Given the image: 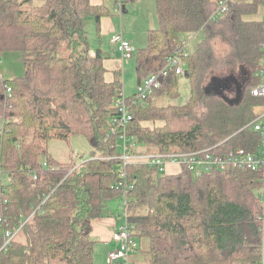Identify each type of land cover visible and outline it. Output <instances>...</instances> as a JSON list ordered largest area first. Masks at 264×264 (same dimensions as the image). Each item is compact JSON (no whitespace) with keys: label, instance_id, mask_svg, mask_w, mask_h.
<instances>
[{"label":"trees","instance_id":"trees-1","mask_svg":"<svg viewBox=\"0 0 264 264\" xmlns=\"http://www.w3.org/2000/svg\"><path fill=\"white\" fill-rule=\"evenodd\" d=\"M129 1L114 0L113 7ZM218 1L154 0L158 24L136 50L137 83L164 66L185 34L202 32L182 56L189 95L173 104L181 77L161 76L145 100L125 95L132 119L110 133L123 94L121 70L106 79L108 55L92 52L86 24L99 36L101 18L112 9L90 0H0V55L19 52L24 68L14 79L0 77V247L5 232L20 227L0 251V264H95L92 222L112 197L126 199L127 224L148 239L146 264H259L262 166L195 176L186 168L160 174L131 163L119 176L122 132L136 152L242 148L262 157L253 124L264 97L251 90L264 82L256 74L263 62L264 19L256 17L263 0H230L213 18ZM215 77L229 79L215 91ZM238 86L239 99L229 101ZM74 134L90 142L88 159L66 164L49 154V140ZM121 180L133 187L116 188Z\"/></svg>","mask_w":264,"mask_h":264},{"label":"built area","instance_id":"built-area-1","mask_svg":"<svg viewBox=\"0 0 264 264\" xmlns=\"http://www.w3.org/2000/svg\"><path fill=\"white\" fill-rule=\"evenodd\" d=\"M229 1L230 0H219L216 8L211 14V17L216 18L223 14L228 8ZM262 6L264 19V0ZM111 41L116 45L121 59H130L133 56L134 47L132 43L123 36L122 32L113 33ZM184 47H187V40H183L182 44L168 56L164 66L157 73L151 74L138 83L135 91L136 98L145 100L147 96L160 86L161 76H166L170 72H174L181 78L184 76L182 59V56L186 54ZM262 52V66L256 74L257 76L264 78V41L262 43ZM2 58L3 54L0 55V62L2 61ZM8 91L9 88L7 89V92ZM251 92L254 96L264 97V82L252 88ZM124 99L125 95L122 94V96H120L116 101L118 115L112 121L110 133L117 131L118 127H122L124 129L132 119V115ZM253 127L255 130L260 131L264 147V110L254 120ZM119 139L120 153L117 155V158L121 161L119 176L122 178L126 176L125 165L131 163L145 164L156 168L160 174H176L180 172L182 168H186L195 176H199L204 172H210L213 170L220 172H227L231 169L255 171L259 166H262L264 169V150L262 152V157H257L242 148H238L224 154H216L214 150H212V147L190 151L136 152V144L131 137L127 136L125 132H122L119 135ZM80 162H77L76 165ZM43 164L46 165L45 162H43ZM170 165L175 166V169H171ZM75 166L69 169L68 175L72 174ZM32 177L36 178L35 175ZM132 187V184H127L124 180L118 182L116 186V188L124 190ZM261 198L262 212L259 216L261 221V256L259 264H264V182L261 189ZM125 201L126 199L124 198L121 200L119 205L123 223L116 230L112 231L111 239L117 244V246L108 251L106 256L107 264L119 263V260L125 259L129 253L135 252L138 248L134 230H132V228L127 224V212L123 207V203H125ZM19 230L20 227L5 232L4 241L0 247V251L7 247L8 244L19 235Z\"/></svg>","mask_w":264,"mask_h":264},{"label":"rangeland","instance_id":"rangeland-1","mask_svg":"<svg viewBox=\"0 0 264 264\" xmlns=\"http://www.w3.org/2000/svg\"><path fill=\"white\" fill-rule=\"evenodd\" d=\"M126 13H121L117 10L118 13L116 15L118 16H126L125 19L122 21V28L123 31L126 32L128 29H132L136 32V37L132 40V45L134 47V53L133 56L130 59H120V53L119 56L117 53L113 54V47L109 43V41L105 40L104 38V46L107 47V52H110V57L112 61L111 68L113 64L115 63L117 66L120 65L121 69V81H122V92L124 95H131L135 93L136 88L138 86L136 73H135V57H136V50L137 48L142 47V44L145 42L144 37L142 39V27H148L146 26V23H153L155 27H157V20L155 17V10H154V0H135V1H129L126 3ZM257 18L263 17V8L262 10L257 14ZM86 31H87V37L90 44V48L96 49L99 47V42L97 38V33L95 31V27L92 25V23L86 24ZM202 32H198L196 34H185L182 39L187 40V48L188 50H192L196 43L201 39ZM145 45V44H143ZM100 48V47H99ZM4 63L1 65V69L3 73L5 74V77L8 79H14L16 77H19L23 74L24 68H23V62L20 57V55L15 54L14 52H6L4 55ZM116 57H120L118 60L115 59ZM1 64V63H0ZM110 67V66H109ZM108 78H110V74L108 73L106 75ZM178 91L179 96L178 98L172 100L171 102L173 104L182 103L184 102L189 95V86L188 83L183 79H179L178 84ZM261 112V111H260ZM144 125H149L150 127H154L155 125H161L162 121H145L143 123ZM2 126V119L0 118V127ZM48 152L49 154L56 158L57 160L61 162H65L66 164H69L68 162H80L85 159H88L90 157L91 151L93 150L90 142L88 139L80 134H74L70 136L68 140L63 139H51L48 141ZM121 200L112 197L110 200L105 202V212L109 209H112V211L115 213L118 211L119 205ZM18 240H23V237H18ZM107 252V249L105 245H103L101 242H95L94 244V263L97 264L99 262L103 264H107L105 261V254Z\"/></svg>","mask_w":264,"mask_h":264},{"label":"crops","instance_id":"crops-1","mask_svg":"<svg viewBox=\"0 0 264 264\" xmlns=\"http://www.w3.org/2000/svg\"><path fill=\"white\" fill-rule=\"evenodd\" d=\"M92 4L95 5H99V4H106L107 6H109L112 9V15H108V16H104L101 18V22H100V35H97L98 38V42H99V47L102 50V53L105 55H108V57H106L104 59V65L106 67V75L109 73L110 74V78H108L106 76L107 80H112L113 78V72L115 70H121L120 69V65L117 66L115 63L111 68V63L113 59H111L110 57V52H107V47L104 46V41L108 40L109 43L111 44V46L113 47V54L118 53V50L116 48V45L111 41V37L112 34L115 32H122L123 36L128 39L130 42H132L133 38L136 37V32L133 31L132 29H128L126 32L123 31V28L121 26L122 21L125 19L126 16H118L116 15L117 10L121 13H126V3H122V7L121 8H114L113 7V2L114 0H90ZM135 1V0H134ZM38 3V2H36ZM154 10H155V5H154ZM156 17V14H155ZM157 20V18H156ZM158 24V22H157ZM146 26L148 27H142V39L144 37L145 42L142 44L143 48L146 46L147 44V31L149 29H153L154 28V24L153 23H146ZM156 28V27H155ZM105 38V40H104ZM97 47V48H99ZM96 48V49H97ZM139 49V48H137ZM95 51V49L92 50V52ZM17 55H20L21 59H22V55L19 52H14ZM5 54V53H4ZM3 54V55H4ZM119 59L120 57H116L115 59ZM117 59V60H118ZM121 59V58H120ZM4 56L2 58V61L0 62V77L2 79H8L7 77H5V74L3 73L2 69H1V65H3L4 63ZM122 60V59H121ZM110 66V67H109ZM171 169H175V166L170 165ZM123 223V219L121 217V212H120V207L118 208V211H116L115 213L112 211V209L107 210L103 216L96 218L93 220L92 222V231H91V237L95 242H101L103 245H105L107 252L105 254V261H106V256L109 250L115 248L117 246V244L111 239V234L112 231L116 230L118 227H120ZM136 241L138 243V248L135 252H131L129 253L125 259H121L119 260L120 264H146V262L149 260V253H148V248H149V242L147 238L144 237H137L136 236ZM95 261V260H94ZM97 264H103L101 262L97 263Z\"/></svg>","mask_w":264,"mask_h":264},{"label":"water","instance_id":"water-1","mask_svg":"<svg viewBox=\"0 0 264 264\" xmlns=\"http://www.w3.org/2000/svg\"><path fill=\"white\" fill-rule=\"evenodd\" d=\"M187 75H188V71L187 70H185V72H184V76L185 77H187ZM229 79V77H225V78H223V79H221V78H212V80H211V87H212V89L213 90H217V86H218V84L221 82V81H223V80H228ZM239 97H240V87L238 86V91H237V96H236V99L235 100H229V101H237L238 99H239Z\"/></svg>","mask_w":264,"mask_h":264}]
</instances>
